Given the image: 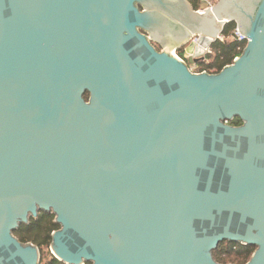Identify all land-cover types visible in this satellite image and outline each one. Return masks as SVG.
Segmentation results:
<instances>
[{
	"label": "water",
	"instance_id": "1",
	"mask_svg": "<svg viewBox=\"0 0 264 264\" xmlns=\"http://www.w3.org/2000/svg\"><path fill=\"white\" fill-rule=\"evenodd\" d=\"M205 5L0 0V264H39L40 211L64 264H264V0ZM230 21L241 54L191 72Z\"/></svg>",
	"mask_w": 264,
	"mask_h": 264
},
{
	"label": "trees",
	"instance_id": "2",
	"mask_svg": "<svg viewBox=\"0 0 264 264\" xmlns=\"http://www.w3.org/2000/svg\"><path fill=\"white\" fill-rule=\"evenodd\" d=\"M194 9L201 7L200 0H188ZM216 3V0H213ZM236 23L230 21L226 23L222 29L221 37L216 39L210 46L211 51L206 56L209 59V69L215 72L220 71L225 65L231 64L234 58L241 54L246 40H238L234 34ZM183 49V48H182ZM181 49V50H182ZM180 50V51H181ZM85 99L88 93L84 94ZM232 125H240L241 121L237 117L230 122ZM59 228L54 221V214L40 211L37 218H30L29 223L20 224L14 231L15 236L22 242H32L37 245L42 252L46 247L48 249L51 242L52 231ZM254 245H242L237 242L223 241L213 251L214 259L222 264L235 263L244 264L247 262L254 251ZM39 264H64L57 260L51 253L46 258L41 254ZM85 264H91L86 262Z\"/></svg>",
	"mask_w": 264,
	"mask_h": 264
},
{
	"label": "built area",
	"instance_id": "3",
	"mask_svg": "<svg viewBox=\"0 0 264 264\" xmlns=\"http://www.w3.org/2000/svg\"><path fill=\"white\" fill-rule=\"evenodd\" d=\"M201 3L205 4V8H210L212 7L215 3L213 0H200ZM202 8L200 7L199 10H201ZM235 36L237 37L238 40H246L245 37L243 35H241L237 28L234 31ZM243 36V37H242ZM221 37V36H220ZM197 42V37H191V39L188 41V44L186 45V47L184 48L185 50H182L181 52L176 48L174 50H172V53L179 58L180 60H182L183 62L186 63L188 58H193V52H194V48L196 46ZM211 48L208 47L205 49V54H204V58L202 60L196 61L194 62L192 65H188V69L193 72V73H202V72H206V73H215L214 69H209L208 65H209V59L207 58V54L210 53Z\"/></svg>",
	"mask_w": 264,
	"mask_h": 264
},
{
	"label": "flooded vegetation",
	"instance_id": "4",
	"mask_svg": "<svg viewBox=\"0 0 264 264\" xmlns=\"http://www.w3.org/2000/svg\"><path fill=\"white\" fill-rule=\"evenodd\" d=\"M216 2H217V0H216ZM198 9H199V8H198ZM153 43H154V44H153ZM152 44L154 45V47H155L157 50H162V45H161V43L152 42ZM186 45H187V44H185V45H183V46H181V47H178L177 49H178L179 51H180L182 48H183L182 50H185L184 48L186 47ZM182 50H181V51H182ZM181 51H180V52H181ZM188 59H189V58H188ZM188 59H187V60H188ZM186 63H187V61H186ZM187 64H188V63H187ZM38 214H39V213H38ZM32 218H33V217H32ZM36 218H37V217H36ZM36 218H35V219H36ZM237 243H238V242H237ZM240 244H241V243H240ZM242 245H243V244H242ZM254 250H255V249H254ZM252 253H253V252H252ZM251 255H252V254H251ZM250 257H251V256H250ZM249 259H250V258H249ZM245 263H246V262H245ZM234 264H235V263H234Z\"/></svg>",
	"mask_w": 264,
	"mask_h": 264
},
{
	"label": "rangeland",
	"instance_id": "5",
	"mask_svg": "<svg viewBox=\"0 0 264 264\" xmlns=\"http://www.w3.org/2000/svg\"><path fill=\"white\" fill-rule=\"evenodd\" d=\"M203 3H201V5H202ZM236 29V28H235ZM221 36V35H220ZM243 37V36H242ZM154 44V43H153ZM188 44V43H187ZM162 50H163V47H162ZM51 252H50V248L48 247V249L46 248V247H44L43 249H42V252H41V250H40V254H43V256L46 258V256L48 255V254H50Z\"/></svg>",
	"mask_w": 264,
	"mask_h": 264
}]
</instances>
